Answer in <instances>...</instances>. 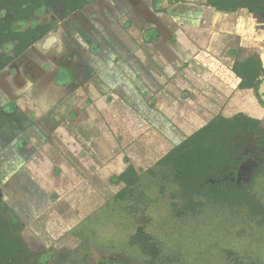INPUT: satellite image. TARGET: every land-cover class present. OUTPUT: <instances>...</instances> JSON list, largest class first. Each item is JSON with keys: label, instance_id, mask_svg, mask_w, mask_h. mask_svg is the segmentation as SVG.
Returning a JSON list of instances; mask_svg holds the SVG:
<instances>
[{"label": "rangeland", "instance_id": "rangeland-1", "mask_svg": "<svg viewBox=\"0 0 264 264\" xmlns=\"http://www.w3.org/2000/svg\"><path fill=\"white\" fill-rule=\"evenodd\" d=\"M165 1L169 5L160 7L163 0H91L80 12L57 22L56 30L0 69L2 72L15 68L13 65L24 69L27 62L31 67L29 61L39 67L48 61V68H44L46 74L49 76L55 71L60 81H75L68 86L71 97L79 102L80 105L76 103L79 109L99 124H96L98 130L104 131L102 138V133L97 134L90 123L82 126L81 132L86 131L89 145L98 141L97 137L102 143L98 145V153L97 147L87 149L89 160L81 165V174L73 167L61 166L56 172L57 167L51 166L49 169L56 176L47 183L42 181L41 189L37 186L24 195L10 189L11 181L10 185L3 180L6 176L11 180L20 168L16 163L17 155L5 152L0 157V199L26 223L21 235L31 253L28 258L31 264L37 263L40 253L46 259L37 264H106L114 260L125 264H227L235 254L264 264V210L251 216L216 207L208 201L187 210L184 194L177 185L159 176L152 178L147 173L170 147L204 124L205 116L212 109L201 89L193 91L188 87L191 82L185 81L187 86L178 90L169 84L177 74L175 67L173 70L165 68L161 60L154 59L161 48V30L174 33L172 24H177L162 23L161 29L163 18L169 17L171 22L176 18L187 21L200 11L194 6L196 0ZM95 43H98L97 50ZM91 48L95 49L94 54ZM168 55L171 61L175 59L174 53ZM148 60L150 68L145 65ZM97 66L105 68L104 75ZM92 69L97 73L89 75ZM117 73L128 81L141 82V98L135 99L143 101L151 110L166 109L162 124L158 115L157 121L148 127L139 119L134 123L131 117H124V113H120L119 118L114 116L110 122L108 116L100 112L103 94L90 86L86 90L85 85L78 82L100 81L101 77L114 82ZM149 82L152 87L148 86ZM252 96V99L257 98ZM111 101L114 102L112 97ZM203 104L208 105L204 116V111L198 114L195 110ZM233 107L229 103L227 112L231 114ZM263 109L264 103L258 102L245 110L264 123ZM58 110L54 115L57 122L66 113L67 105L59 106ZM34 121L42 126L38 118ZM37 138L34 137L35 142ZM242 146L245 151L252 148L246 141ZM261 161L260 164H264ZM129 165L141 171L139 181L131 185L134 198L127 191L123 196L125 181L115 178ZM256 167L250 158L242 159L237 178L260 198L264 208V168L256 172ZM49 175L47 178L51 177ZM51 195L54 198L51 199ZM139 231L148 236L149 247L142 246ZM249 262L251 260L244 257L230 260V264Z\"/></svg>", "mask_w": 264, "mask_h": 264}, {"label": "crops", "instance_id": "crops-1", "mask_svg": "<svg viewBox=\"0 0 264 264\" xmlns=\"http://www.w3.org/2000/svg\"><path fill=\"white\" fill-rule=\"evenodd\" d=\"M172 21L168 17L163 18L161 22V29H163V24L175 22L177 24H172L174 33L161 30V48L154 59L161 60L165 68L175 67L177 74L174 81L169 84L179 89H182L185 81H204L202 93L209 97L214 95L216 86L224 88L230 86L228 81H233L231 87H235L234 82L236 85L239 81L231 71V65L235 60H242L245 56L254 54L264 59V13L242 11L219 14L210 11L203 18L193 17L187 21L184 18L182 21L176 18ZM95 45L97 50L98 43ZM228 50H234L235 54L227 55ZM91 52L94 54L95 49L91 48ZM169 52L174 53L173 61L171 57L169 58ZM27 63L24 69L13 65L15 67L12 68L13 73H9L12 70L11 67L9 70L5 69L0 72V157L2 158L5 152L13 153L15 157L17 155V166H20L11 180H8L7 176L3 180L8 183L11 181L13 186L10 183L11 188L10 186L9 188L19 190L21 195L27 194V191L33 192L42 181L47 183L53 176H56L49 169L51 166L53 169L57 167L54 170L56 172L61 166L73 167L81 174V165L89 160L87 149L91 147L95 150L97 147L98 153L100 148L98 145L101 146L102 143L97 137L98 141L91 144L92 146L89 145L86 131L81 132L83 125L90 123V127L96 128V133H102V138L104 137V131L98 130L99 127L96 125L98 123L95 124L92 117H89L91 115L79 109V102H75V99L71 97L68 86L75 81H60L55 71L48 76L44 71V68H48V61L39 67L34 61H29L28 65L31 67H28ZM145 65L151 67L149 60ZM97 69L104 75L103 66L99 68L97 66ZM96 73V69H92L89 75ZM104 79L101 77L100 81L93 82L89 79L78 81L85 85L86 90L90 86L93 90L103 94V107L100 109L102 115L108 116L111 122L114 116L119 118V114L124 113L123 116L131 117L134 123L136 119H139L143 124L147 123L148 127L153 124L143 120L145 119L143 117L148 113L156 115L152 111L157 112V110H151L145 103L143 104V101L135 99L141 98V93H139L141 82L137 84L135 81H128L120 77V73H117L114 82ZM158 82L161 83V81ZM148 86L152 87V83L149 82ZM163 94H165L164 90ZM247 94L252 96L251 91ZM106 95L107 99H105ZM111 97L114 102H110ZM61 105H67V111L57 122L54 115ZM159 109L162 108L159 107ZM161 111L166 114V109ZM162 112H159V117L163 116ZM35 117L42 126L35 123ZM35 136L38 137L36 142L34 141ZM111 140L114 139L111 137ZM49 173L52 175L47 178ZM48 187H50V182ZM55 191L57 192V189H54ZM53 194L57 196V193ZM53 196H50L51 199L54 198Z\"/></svg>", "mask_w": 264, "mask_h": 264}, {"label": "trees", "instance_id": "trees-1", "mask_svg": "<svg viewBox=\"0 0 264 264\" xmlns=\"http://www.w3.org/2000/svg\"><path fill=\"white\" fill-rule=\"evenodd\" d=\"M221 1H215L217 9L234 11L246 7L250 12L264 11V0ZM89 2L91 0H0V69L9 65L49 31L55 30L57 22L72 17ZM41 16H45L43 20ZM232 72L241 80L238 88L247 93L256 90L264 82V59L253 56L235 62ZM212 103L211 99L209 104ZM227 104L228 101L225 107ZM225 107L170 147L156 160L153 168L147 169V173L152 178L159 176L177 185L184 194L187 210H193L208 201L216 207L256 216L264 210L262 202L238 180L237 170L242 159L246 158L256 163V172L264 168V164L259 162L264 158V123L257 116L248 115L245 109L230 114ZM146 118L157 120L156 115L151 116L149 113ZM165 119L162 116V120ZM245 141L253 149L245 151L242 146ZM140 172L129 165L115 177L118 181H125L123 196L127 191L134 198L131 185L139 181ZM25 225L5 200L0 199V264H22L21 260H25L24 264H31L28 259L31 253L21 235ZM139 236L142 246L149 247L148 236L140 231ZM45 259L46 256L40 253L37 263ZM249 263L255 264L252 261ZM109 264L122 263L112 261Z\"/></svg>", "mask_w": 264, "mask_h": 264}, {"label": "flooded vegetation", "instance_id": "flooded-vegetation-1", "mask_svg": "<svg viewBox=\"0 0 264 264\" xmlns=\"http://www.w3.org/2000/svg\"><path fill=\"white\" fill-rule=\"evenodd\" d=\"M154 1H156V0H154ZM178 1H180V0H178ZM182 1V0H181ZM189 1V0H188ZM215 1L216 2H219V1H221V0H196V3H195V8L197 9V11L198 10H200L198 13L199 14H196L195 15V17L196 18H203V17H206L207 15V13L208 12H218L219 14L220 13H222V14H224V13H238V12H242V11H247V12H249V13H264V11H252V12H250L246 7H239V8H237L236 10H234V11H226V10H224V9H217V7L214 5V3H215ZM224 1V0H223ZM247 1V0H246ZM222 2V1H221ZM202 3V4H201ZM199 4H201V6H203V7H200V5ZM158 5V4H157ZM167 6V5H169L165 0H163V2H161V5H160V7H162V6ZM184 5V4H183ZM259 5H261L262 6V4L261 3H259ZM208 10V11H206V14H204V13H202V10H206V9ZM196 11V12H197ZM217 19V18H216ZM56 30V29H55ZM54 31V30H53ZM50 32H52V31H49L46 35H49V34H51ZM45 35V36H46ZM47 38V37H46ZM45 38V39H46ZM33 45V44H32ZM31 45V46H32ZM31 46H29V47H31ZM231 51V52H230ZM24 53V52H23ZM232 54H235V51H232V50H228L227 51V55H229V56H231ZM21 55V54H20ZM19 55V56H20ZM253 56H255V57H257L258 55H256V54H254V55H249V56H245L242 60H235L234 62H233V64L235 63V62H238V61H243L244 59H246V58H248V57H253ZM18 57V56H17ZM262 58L261 56H258V58ZM16 58H14V60H15ZM233 64L231 65V71H232V66H233ZM10 65V64H9ZM6 67V66H5ZM4 67V68H5ZM3 68V69H4ZM236 76V75H235ZM238 79H239V81L237 82V84L235 85V82H234V86L235 87H231L232 85H233V83H231V81H228L229 82V84H230V86L228 85V87L226 86L225 88L224 87H220V86H216L214 89L216 90L215 91V93H214V95H211V96H207V95H204V96H207L208 98H207V100H208V102H209V100H213V103H212V109H211V111H210V113H207V115H208V117H213L215 114H217L218 112H221L222 110H223V108L225 107V104H226V102L228 101V104L230 103H232V105H234V109H232V112H236V111H243L244 109H247L248 108V110L251 108V107H253L254 105H256L258 102L260 103L261 102V100H264V99H262V97H261V94H260V92H259V88H260V86L261 85H263V83H261L260 85H259V87L256 89V90H251L253 93H252V95H254V97H257V98H255V99H252V97H250L249 96V94H247V92H245L246 90H241L240 88H238V85H239V82L241 81L240 80V78L238 77V76H236ZM189 82H191V84L192 85H190V86H188L189 88H191V89H193V91H195V90H198V89H201V91L203 90V84L205 83L204 81H197V82H195V81H189ZM210 85H211V83H209ZM185 86H187V85H183L182 86V88L184 89V87ZM176 87V89L178 90V87L177 86H175ZM187 90H189V89H187ZM234 92H236V93H234ZM186 93H188L187 91H186ZM249 93V92H248ZM257 93H258V95L260 94V98L258 97V95H257ZM211 98V99H210ZM258 99V100H257ZM261 99V100H260ZM257 100V101H256ZM206 103V102H205ZM262 103V102H261ZM264 103V102H263ZM227 104V105H228ZM196 106V105H195ZM198 109H197V112L199 113V114H202V111H204L203 112V116L205 115V108H208V105H200V106H196ZM225 109L226 110H228V108H227V106L225 107ZM225 109H224V111H225ZM258 109H260V107H258ZM199 110V111H198ZM229 111V110H228ZM152 112H154L155 114H156V116L157 115H159L158 114V111L156 112V111H152ZM231 112V113H232ZM150 114V113H149ZM207 115L205 116L206 118H208L207 117ZM151 116H155V115H151ZM144 117L146 118V115H144ZM147 119V118H146ZM155 119H157V118H155ZM209 119V118H208ZM207 119H205V121H206ZM147 121L148 122H150V123H155V121H151V120H148L147 119ZM204 121V122H205ZM159 122L162 124L164 121L162 120V116L160 117V120H159ZM203 122V123H204ZM193 124H195L194 122H193ZM196 124H197V120H196ZM114 261H116V260H114ZM112 261H107L106 262V264H109V263H111ZM117 262H119V261H117ZM119 263H122V262H119ZM122 264H125V263H122Z\"/></svg>", "mask_w": 264, "mask_h": 264}, {"label": "water", "instance_id": "water-1", "mask_svg": "<svg viewBox=\"0 0 264 264\" xmlns=\"http://www.w3.org/2000/svg\"><path fill=\"white\" fill-rule=\"evenodd\" d=\"M259 92H260V94H261L262 99H264V82H263V85L260 86V88H259ZM261 162H264V158L262 159ZM235 257H244V258L250 259L251 261H254L253 259H251V258H249V257L243 256V255H239V254H235V255H233V256H231V257L229 258L227 264H230V260H231L232 258H235ZM254 262H255V261H254ZM255 263H256V264H260V263H258V262H255Z\"/></svg>", "mask_w": 264, "mask_h": 264}]
</instances>
